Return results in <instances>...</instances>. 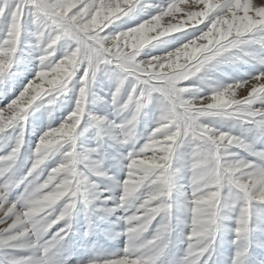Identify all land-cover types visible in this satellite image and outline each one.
Returning a JSON list of instances; mask_svg holds the SVG:
<instances>
[{"label":"snow or ice","instance_id":"obj_1","mask_svg":"<svg viewBox=\"0 0 264 264\" xmlns=\"http://www.w3.org/2000/svg\"><path fill=\"white\" fill-rule=\"evenodd\" d=\"M137 2L0 0V25L5 26L0 39V76L14 62L29 17L37 25L41 53L38 59L42 69H48L38 71L16 99L0 108V133L25 121L28 109L38 98L64 90L77 69H83L74 111L41 137L24 178L13 182L9 175L22 137L9 154L0 157V163L5 165L0 167V253L30 250V255L8 259V264H58L59 247L70 234L69 218L84 195L81 187L87 183V177L77 170L75 133L85 113L90 83L102 66L113 65L126 74L125 79L130 76L135 80L126 100L121 96L124 80L112 93V103L119 110L135 108L130 119L118 125L124 133L123 143L132 138L138 116L154 93L162 97L164 110L143 147L128 154L119 206L128 204L141 188L148 190L125 218L127 247L121 257L101 264H157L167 247L170 230L172 161L177 146L185 141L193 145L187 202L191 219L186 237L189 243L181 264L212 261V237L224 206L223 189L232 190L241 201L238 227L234 229L237 241L248 231L250 205L264 203V150L255 149L244 136L219 131L201 121L202 117L234 118L264 136V70L249 80L217 87L209 95L195 99L185 98L191 89L181 86L238 49L264 66V56L241 47L257 44L264 49V35H257L264 33V0H171L148 20L107 35L106 29L132 11ZM189 29L199 34H193L171 52L138 59L140 51L160 37ZM62 40H70L76 47L56 61L57 45ZM93 119L101 122L104 118ZM63 145L67 150L62 161L41 180V166ZM231 149L246 151L255 159L238 158V152L231 153L232 159H225ZM95 168L97 175H105L98 171V162ZM24 182L25 191L11 200V190ZM158 218L164 222L159 223L151 238L142 240V234ZM243 255V251L238 252L233 264H242Z\"/></svg>","mask_w":264,"mask_h":264},{"label":"rangeland","instance_id":"obj_2","mask_svg":"<svg viewBox=\"0 0 264 264\" xmlns=\"http://www.w3.org/2000/svg\"><path fill=\"white\" fill-rule=\"evenodd\" d=\"M170 2L171 0H138L132 11L116 19L106 29V34L115 35L132 28L156 15ZM4 31L5 26L0 25V39L3 38ZM36 32L37 25L32 22L31 17L27 18L14 62L6 74L0 76V108L16 99L38 71L48 70L42 69L38 59L41 53L37 47ZM193 34L199 33L196 29H189L187 32L160 37L145 46L140 51L138 59L147 60L171 52L186 40H190ZM75 47V43L70 40L60 41L55 60L58 61ZM241 47L264 56V49L257 44ZM82 70V68L77 69L64 90L38 98L28 109L25 121L17 122L0 133V157L9 154L22 137L21 147L12 162V170L9 174L13 182L22 180L31 168L35 159V148L41 137L60 126L74 111ZM262 70L264 66L259 65L251 57L244 56L238 49L234 50V54H226L220 62H213L211 66L183 82L181 86L191 89L185 93V98L195 99L209 95L217 87L249 80ZM125 75L113 65L102 66L90 83L85 113L75 133L77 170L87 177V183L81 187L84 195L75 205L69 218L70 234L59 247L56 257L58 264H101L102 261L121 257L128 244L125 218L131 214L133 205L138 204L139 199L148 190L141 188L133 198H130L128 204L119 206V198L122 195L121 182L126 178V166L129 163L128 154L138 152L147 142L152 130L158 126L164 110V101L158 93L153 94L152 100L142 108L138 116L132 138L127 143H123L124 133L118 125L130 119L135 108L130 106L128 110H119L112 103V93L120 81L124 80L121 96L127 99V94L135 80L130 76L125 79ZM93 117L104 119L97 122ZM201 121L219 131L244 136L252 142L255 149L264 150V136L234 118L202 117ZM192 147L190 141H185L177 146L174 153L170 230L167 247L157 264H181L186 254L189 243L186 237L190 231L191 219L187 202L191 194ZM66 150L67 145H63L45 160L41 166V180L48 174L49 169L56 167L62 161ZM233 152H238V158L255 159L248 152L238 149H231L225 154V159H232ZM97 162L98 171L105 175L96 174ZM4 166L0 163V167ZM26 187V182L19 183L11 190L9 198L16 200ZM222 203L224 206L212 237L214 243L210 264H233L236 254L241 251L244 252L241 257L242 264H264V203L255 202L250 205L249 228L244 238L239 241L236 240L237 234L234 229L238 227L241 201L236 193L225 188L222 190ZM162 222L164 221L161 218L154 221L142 234L141 239L151 238ZM27 255H30V250H5L4 253H0V264H8V259Z\"/></svg>","mask_w":264,"mask_h":264}]
</instances>
